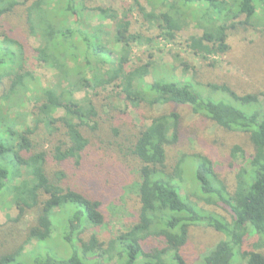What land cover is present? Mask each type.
I'll list each match as a JSON object with an SVG mask.
<instances>
[{"label": "trees", "instance_id": "trees-1", "mask_svg": "<svg viewBox=\"0 0 264 264\" xmlns=\"http://www.w3.org/2000/svg\"><path fill=\"white\" fill-rule=\"evenodd\" d=\"M50 1L53 5H48L49 0H0V18L23 8L21 16L44 43L43 55L37 50V57L57 73L61 88L58 93L43 90L28 73L21 74L26 44L8 33L0 34V82L7 79L11 84L3 98L20 88L37 96L31 113L33 128L19 133L11 124L0 127V199H10L18 211L14 223L30 211L37 218L24 244L0 256V264H187L182 249L189 229L202 226L224 239L200 256L197 264H264L262 253L245 249V238L250 235L264 243V103L260 96L240 95L227 85L179 81L168 68L163 72L153 69L152 82H146L154 61L135 67L130 53L150 40L131 33L130 18L135 12L156 26L162 38L172 41L181 29L177 19L184 17L182 9L173 12L170 5L159 14H148L137 0L122 12L88 8L85 0ZM262 1L231 0L226 5L219 0H180L189 10L188 17L204 29L202 36L184 43L186 51L204 61L227 53L229 33L238 25L230 21L239 15L253 20ZM44 5L50 7L45 16ZM92 17L102 23L109 21L113 31H106L103 24H91ZM9 67L17 72L13 74ZM100 74L112 86L110 91L100 88ZM80 93L87 96L76 100ZM103 93L106 97L95 102ZM143 104L188 107L222 129L250 134L252 152L244 154L247 169L240 172L236 190L232 194L226 191L209 157L183 154L174 161L176 167H169L168 152L180 137V118L175 111L150 119L149 125L136 131L125 158L121 155L120 160L110 162L99 148L88 149L84 130L95 131L100 122L110 127L112 115H123L128 107L137 109ZM56 114L62 115L57 118ZM61 130L65 141H55ZM112 132L118 135L116 129ZM37 137L41 142L36 143ZM46 143L50 150H41ZM239 155L240 149L235 148L233 158ZM133 163L136 175L131 186L139 200L137 220L124 233L101 242L94 229L105 224L104 200L133 177L129 175ZM185 164L191 167L188 170L197 194L176 177L180 168L184 174ZM20 169L24 170L22 176ZM66 174L74 179L71 185L65 182ZM20 178V186L11 189ZM195 199L222 208L229 221L206 211ZM32 241L38 244L26 251Z\"/></svg>", "mask_w": 264, "mask_h": 264}, {"label": "rangeland", "instance_id": "rangeland-1", "mask_svg": "<svg viewBox=\"0 0 264 264\" xmlns=\"http://www.w3.org/2000/svg\"><path fill=\"white\" fill-rule=\"evenodd\" d=\"M18 1L21 2V0ZM43 1L48 2V0ZM134 1L136 0H85L88 8L109 7L118 12H122L123 8L128 9L133 6ZM137 1L140 2L148 14H159V12L166 11L172 6L173 12L182 9L181 13L184 15V17L178 16L177 20H179L178 24L181 29L176 39L167 41L160 36V32L155 28L156 26L145 22L135 12L132 14L130 18L131 33H139L150 40L149 44L144 42L142 46L133 47L130 53L132 66H142L154 61V63H151L153 67L150 69V76L146 78L147 83L152 82L155 70L163 72L164 68H168L179 81L192 79L194 82L204 85H227L240 95L258 94L260 101L264 103V1L257 4L256 17L253 20L247 19L245 15H239L233 21H230L238 25L229 33L227 41L229 50L219 57L210 58L209 61H204L185 49L184 43L191 37L202 36L204 29L197 24L198 21L195 22L188 17L189 10L181 5L180 0L163 3L158 2V0ZM219 1L225 2L226 5L231 3V0ZM48 5H53V3L49 0ZM20 10H23V8L18 7L16 13L10 17L0 18V34L8 33L20 43L26 44L23 57L24 72L21 74L28 73L29 75H26L29 78L36 79L43 90L52 89L58 93L61 88L57 86V73L40 59L43 55V40L39 34L37 36L33 35L28 21L23 19ZM42 11L45 16L50 12V7L44 5ZM244 23H248V25H244ZM91 24L110 26L109 21L102 23L98 17H92ZM112 28L108 27L106 31L112 32ZM1 42L2 36H0ZM37 50H42L39 58L37 57ZM9 71L14 74L17 69L9 67ZM97 80L101 89L111 90L112 86L108 85L104 75H98ZM10 85L7 79L0 82V127L3 124H11L20 133L26 128H33L31 113L37 96L28 89L25 91L20 88L16 90L14 95L4 99V94L9 90ZM106 95L107 93H103L100 98H94V101L103 100ZM86 96V93H80L75 96V99L81 100ZM100 103L104 104V102ZM116 104L121 105L122 103L116 102ZM173 111L180 118V137L177 145L168 152L169 167H176L174 161L178 160L183 154L209 157L215 164L218 181L224 185L228 193L232 194L236 190L240 172L247 169L244 154L249 155L252 152L250 134L222 129L208 118L193 114L188 107L150 108L143 104L135 109L131 106L123 115H112L113 124L110 127L100 122L98 129L95 131L84 130L82 133L89 141L90 146L88 149L99 148V152L104 158H107L110 162L118 161L122 156L123 158L127 156L126 150L130 146V137L136 131L149 125L151 123L150 119ZM61 115L56 114L55 117L58 118ZM112 129H116L118 135L113 133ZM38 138L35 139L36 143L41 142ZM41 138H45L44 133L41 134ZM54 139L55 141L57 139L65 141L64 131L61 130ZM235 148L240 149V157L237 159L232 156V151ZM41 150L49 151L50 144H44ZM134 167L135 163L132 164L129 171V175H133V177L125 182L120 191L118 190L116 194L104 200L103 215L105 224L100 229H94V232L100 236L101 242H107L118 233H124L137 220L139 200L136 192L132 189V183L136 175L134 174ZM53 168L55 169L54 164ZM189 168H191L190 165L185 164L184 174L180 168L176 171V177L183 183L184 181L187 182V184L185 183L187 188L190 191L194 190L197 194L195 186L192 184V181H194L193 174L188 170ZM66 171L69 174V170L66 169ZM23 172L24 170L20 169L18 174L22 176ZM22 180L20 178L14 181L11 189L19 187ZM65 182L67 185H71L74 179L67 175ZM195 196L197 197V195ZM194 201L198 202L206 211L219 214L229 221L228 213L222 208L207 206L199 199ZM18 214L16 208L11 205L10 199H0V256L13 252L23 245L28 236L29 228L36 223L37 218L33 211L28 212L19 223H14ZM223 239V235L206 226L191 227L188 242L182 249V256L187 264H197L200 256L213 249ZM35 244H38V241H32L31 245L27 246L26 251L31 250ZM245 249L247 251H257L264 255V243L257 235H250L245 238Z\"/></svg>", "mask_w": 264, "mask_h": 264}]
</instances>
